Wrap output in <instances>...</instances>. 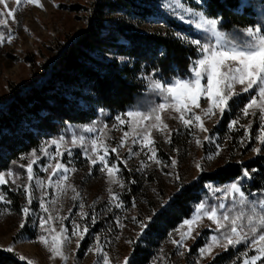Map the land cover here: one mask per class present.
Instances as JSON below:
<instances>
[{
  "label": "rangeland",
  "instance_id": "374dc122",
  "mask_svg": "<svg viewBox=\"0 0 264 264\" xmlns=\"http://www.w3.org/2000/svg\"><path fill=\"white\" fill-rule=\"evenodd\" d=\"M93 1L41 0L42 7L28 3L27 0H5L7 7L0 4L2 13L15 10L11 17L0 15V19L7 21L6 25L0 26V32L4 33L3 42H0V100L10 95L12 84H29L42 77L43 67L56 54L58 44L87 28ZM162 3L179 18L181 14L184 15L185 19H180L192 26L189 23L191 13L178 10L175 0H162ZM74 4L83 6L82 10L74 11L71 7ZM184 6L197 10L200 8L190 0H185ZM106 22H111V18L108 17ZM147 25L149 24L139 28L150 30ZM9 32L12 35L11 41L7 39ZM195 32L201 34L199 31ZM186 34L190 33L176 32V36L185 43L197 38L193 35L185 38ZM236 87L239 91L240 86ZM241 94H247L250 98V94L255 93L250 90L249 93ZM155 101V104L160 102L158 94ZM80 102L84 104L82 100ZM199 104L200 107L195 111L201 114L208 132L201 131L196 124L185 127L178 119V113L173 109H166L161 117L168 128H153L151 135L154 143L148 147L140 143L143 138L142 129L135 128V132L140 135L136 143H133L132 126L121 125L115 119L117 115L121 119H129L123 115L129 109L108 113L107 118H97L85 123L103 131L87 132L82 127L85 124L69 125L56 135L43 139L39 152L34 154V180H28L26 170L22 167L33 159V153L10 168L12 176L7 175L9 169L3 171L8 183L0 185V195L4 196V200H0V249L9 250L11 246L10 251L17 252L27 262L31 261V264H98L100 257L94 251L97 246L109 253L111 264H125V257L131 260V264H242L245 256L255 255V249L249 242H241L227 249L216 245L212 253L201 256L199 249L206 242L211 244V235H220L215 223L202 215L192 225L191 236L186 237L182 244L175 243L174 241L181 240L189 227L182 221L195 215L199 202L195 204L191 215L174 228H166L158 216L174 191L180 185L198 179L202 171H213L230 161H248L257 155H264V144L255 138L260 129L258 110L255 115L245 117L239 112L243 103L237 101L231 102L223 115L217 110H213L215 115H204L208 101L202 97ZM226 113L230 116L229 121L238 119L235 126L230 128L229 121L226 125L222 123ZM93 121L96 123L92 124ZM151 123L155 124L156 121L153 119ZM245 126L249 130L247 136L244 132ZM125 131L129 132L127 137H124ZM73 134L86 137L83 146L79 142L72 145ZM61 135L65 137L61 142L63 154L56 156L55 146L48 145L47 142ZM205 135L211 139L204 140ZM93 137L102 139L108 146L109 164L116 163L119 166V172L115 176V181L118 182L113 181L100 161L96 164L89 162L90 158H96V154L91 152ZM121 138H124L123 146L120 145ZM197 138L200 139V144L196 143ZM217 145L220 146L218 154ZM256 147H260L261 151L254 152ZM112 148L117 151L111 152ZM152 151H155V157L149 159ZM100 154H103L102 150ZM57 160L67 167L66 174L61 170L50 175ZM173 160L176 161L175 164L172 163ZM198 163L200 168L196 166ZM37 180L43 181V184L38 185ZM58 181L72 185L75 192L68 187L62 191L57 189ZM228 183L206 182L208 195L202 201L206 204L217 203L223 193H213L207 186L219 188ZM24 184H29L27 195ZM7 190L21 194L19 204L14 203ZM112 192L116 193L118 200H113ZM41 199L48 212L41 208ZM229 201L230 199H226L224 203L228 205ZM81 204L83 208L80 207ZM24 207L30 209L28 215L23 213ZM84 213L88 215H83ZM92 213L95 214L94 222ZM49 214L53 216V220L48 222V227L58 232L61 224L66 226L65 235L69 237V241L61 249L67 257L66 260L51 255V237L55 233L45 232L39 224V218H47ZM73 222L80 225V231L86 224L88 231L82 237L72 236ZM141 222L146 226L143 231ZM39 235H45L49 244L39 241ZM77 239L79 245L76 243ZM256 264H264V257Z\"/></svg>",
  "mask_w": 264,
  "mask_h": 264
},
{
  "label": "trees",
  "instance_id": "16d2710c",
  "mask_svg": "<svg viewBox=\"0 0 264 264\" xmlns=\"http://www.w3.org/2000/svg\"><path fill=\"white\" fill-rule=\"evenodd\" d=\"M190 2L208 7L210 15L219 14L226 30L234 26L243 29L264 19V0H243L242 12L236 8L239 0ZM71 7L74 11L83 8L79 4ZM90 10L87 28L58 44L39 80L12 84L10 95L0 100V171L10 169L33 150L38 153L43 139L69 125L107 118L108 113L124 112L130 107L146 110L156 103V93L147 87L151 69H159L163 77L186 74L196 58L195 46L183 42L176 32L197 38L202 34L168 11L162 0H94ZM146 24L150 30L139 28ZM247 99V94H241L238 102ZM229 118L226 113L222 123L226 125ZM243 168L250 170V176L243 178L246 195L259 199V190L264 189V155L230 161L180 185L158 213L162 225L174 228L189 217L195 204L207 199L206 182L228 183ZM7 191L19 204L21 194ZM0 264L28 262L17 252L0 249Z\"/></svg>",
  "mask_w": 264,
  "mask_h": 264
},
{
  "label": "snow or ice",
  "instance_id": "6c2138e0",
  "mask_svg": "<svg viewBox=\"0 0 264 264\" xmlns=\"http://www.w3.org/2000/svg\"><path fill=\"white\" fill-rule=\"evenodd\" d=\"M28 3L43 6L41 0H27ZM0 4H4L5 0H0ZM185 0H175V7L179 10L182 9L183 13H191V19L189 23L192 24L194 31H199L202 35L198 38H192L189 43L195 46V59L191 60L188 73L181 75H170L168 77L161 76L159 69L153 68L151 72L147 74L148 89L158 94L160 102L151 106H148L146 110H137L132 107L123 115L129 119H121L120 115H117L115 119L121 125H131L133 129V143H136V139L139 138V133L135 132V128L142 129L143 138L140 143L144 147L153 145L154 141L151 135L153 128L157 130L167 129L168 125L164 123L161 117V113L166 109H173L178 113V119L182 121L185 127H191L193 124L198 125L199 129L203 132H208L205 124L202 120L201 114L197 113L195 109L200 107V99L206 98L208 101V107L204 110V115H215L217 110L220 115L231 106L230 102H237L240 100L241 93H249L252 90L255 94H250V98L247 102L243 103L239 112L247 117L250 114L255 115L258 110L260 117V129L259 134L256 135V139L264 144V19L254 25H247L243 29L223 28L222 17L217 15H210L208 7L200 6L199 10L192 7H185ZM243 0H239L236 8L239 12L243 11ZM14 9L7 11V13L0 12V15L6 14L11 17L14 15ZM180 18L185 19L184 15H180ZM194 21V23H193ZM5 19H0V26L6 25ZM187 35L186 34L185 38ZM4 33L0 32V42H3ZM7 39L11 41L12 35H7ZM207 40L211 42H203ZM155 74L156 78H153ZM206 81V83H202ZM237 85L240 86L239 91ZM101 111H103L101 109ZM156 123H151L152 120ZM149 121V123H145ZM93 121L92 124H95ZM238 123V119H232L229 121V127H233ZM106 126V125H105ZM87 132L103 131V129H96L89 124L82 126ZM115 127V125H113ZM245 135H248V127H244ZM129 135L128 131L124 132V137ZM65 139L63 135L58 138H51L47 142L48 145L55 146L54 155H62L61 142ZM204 140H210L211 137L205 135ZM86 137L84 135L77 136L73 134L71 136L72 145H76L77 142L81 146L84 145ZM196 143L200 144L199 138L196 139ZM124 138H121L120 145L123 146ZM220 146L217 145V154L219 153ZM103 154H100V152ZM116 148H112L111 152H116ZM254 152H260L261 148L256 147ZM91 152L96 154L95 159H89L91 164H96L100 161L101 164L107 169V173L115 181V176L119 172V166L116 163L109 164L107 155L109 148L102 139L98 137L91 138ZM35 150H33V159L22 167L26 170L27 178L29 181L35 179L33 174V164L35 163ZM47 155V153H45ZM87 156V152H85ZM155 157V151H152V155L149 159ZM176 163L175 160L172 161ZM198 168L201 165H196ZM65 174L68 172L67 167L59 160L56 161L55 167L51 168L52 174H57L60 171ZM254 171V170H253ZM7 175L10 177L13 175L11 169L8 170ZM250 176V170L243 168L240 175L233 178L227 185L219 188H214L208 185L209 189L213 193L222 192L223 196L218 198L217 203L206 204L204 201L199 202L195 208V215L191 218H186L182 221L184 225H188L187 232L181 237V240L174 241L177 244H182L183 240L191 236L192 225L195 221L201 219V215L207 217L210 221L214 222L216 229L220 231L219 237L217 235H211V244L205 243L200 249L199 253L204 256L206 253H212L213 247L221 245L224 249L229 246H235L241 242H249L255 249L256 254L250 257L245 256L242 264H256V262L264 257V189L259 190V199H249L246 195V191L243 187V178ZM8 180L5 178V172L0 171V185L7 184ZM38 185H42L43 181L37 180ZM23 187L26 190L29 189V184H24ZM57 189L63 190L65 187L72 188L75 192V188L72 185H65L62 181H58L56 185ZM113 200H118L119 197L115 192L111 193ZM230 199L231 203L226 205L224 200ZM0 200H4V196L0 195ZM40 206L44 212H48V209L44 207V201L41 199ZM119 206V205H117ZM81 208L84 206L81 204ZM230 211H225V209ZM25 215H28L30 209L24 207L22 209ZM83 215H88L84 213ZM95 214L92 213L93 222ZM151 219V217H148ZM53 220V216L49 214L47 218L41 216L39 218V224L41 229L45 232H54L51 237L50 251L53 257H61L67 259L64 252L61 250L63 244L69 241V237L65 235L67 229L64 224H61L60 230L57 232L54 228L48 227V222ZM146 226L141 222V231ZM88 231L87 225L83 226L80 231V225L73 222L71 231L72 236L82 237L84 233ZM37 239L43 242L45 245L49 244V240L45 235H39ZM79 245V239L76 241ZM11 250V246H9ZM94 251L98 254L100 259L98 264H111L109 253L104 251L102 247L97 246ZM21 259H24L21 257ZM31 264V261L28 262ZM125 264H131V260L125 257Z\"/></svg>",
  "mask_w": 264,
  "mask_h": 264
}]
</instances>
